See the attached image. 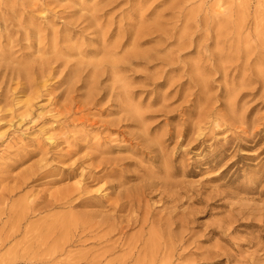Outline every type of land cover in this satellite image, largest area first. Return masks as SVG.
<instances>
[{"label":"rangeland","instance_id":"1","mask_svg":"<svg viewBox=\"0 0 264 264\" xmlns=\"http://www.w3.org/2000/svg\"><path fill=\"white\" fill-rule=\"evenodd\" d=\"M0 264H264V0H0Z\"/></svg>","mask_w":264,"mask_h":264},{"label":"bare ground","instance_id":"2","mask_svg":"<svg viewBox=\"0 0 264 264\" xmlns=\"http://www.w3.org/2000/svg\"><path fill=\"white\" fill-rule=\"evenodd\" d=\"M221 6H218V9H217V12L219 13V12H221L220 10H221ZM131 197V193L129 192V191H126V192H124V198H127V197H129V196ZM121 196L122 195H120L119 196V198H120V200H119V203L116 205V207H115V209H114V211L115 212H117V211H121L122 209H124L125 208V206H126V204H127V201L129 202V201H131V199H132V197L131 198H129L130 200H127L126 202L125 201H122L121 199ZM129 204V203H128ZM109 219H105V222L106 221H108Z\"/></svg>","mask_w":264,"mask_h":264}]
</instances>
